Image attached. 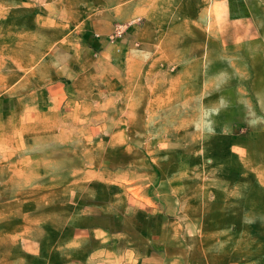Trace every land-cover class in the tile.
<instances>
[{"label": "rangeland", "instance_id": "obj_1", "mask_svg": "<svg viewBox=\"0 0 264 264\" xmlns=\"http://www.w3.org/2000/svg\"><path fill=\"white\" fill-rule=\"evenodd\" d=\"M109 34H94L111 47L79 83L89 94L57 115L51 90H71L49 84L38 97L35 81H18L22 53L0 49L11 63L10 91L0 82V264H210L221 220L235 235L264 232L263 42L208 50L202 82L184 66L162 96V71L132 63L119 48L126 30ZM237 55L247 60L230 64ZM226 194L235 207L221 208Z\"/></svg>", "mask_w": 264, "mask_h": 264}, {"label": "crops", "instance_id": "obj_2", "mask_svg": "<svg viewBox=\"0 0 264 264\" xmlns=\"http://www.w3.org/2000/svg\"><path fill=\"white\" fill-rule=\"evenodd\" d=\"M263 21L264 0H0V49L22 53L23 58L16 61L22 72L18 81H35L38 97L48 95L49 84L71 90L61 94L51 90L49 96L57 104L52 113L57 115L69 113L71 103H82L76 100L89 93L79 83L88 79L95 56L111 47L104 36L94 34L105 35L116 24H129L119 48L136 54L131 58L134 65L162 71L164 77L153 84L162 81L164 96L172 89L171 77L181 83L189 69L184 66H193L191 81L202 82L203 64L215 63L204 56L208 50H244L252 41L264 45ZM29 49L41 51L33 59L27 56ZM5 58L0 53V82L3 91H10L11 63ZM228 59L230 64L247 60L238 55ZM156 89L154 85L152 91ZM34 109L42 111L37 105ZM227 194L221 208L235 207ZM219 223L224 232L212 234L210 264H264V232L246 234L242 227L235 235L228 220Z\"/></svg>", "mask_w": 264, "mask_h": 264}, {"label": "built area", "instance_id": "obj_3", "mask_svg": "<svg viewBox=\"0 0 264 264\" xmlns=\"http://www.w3.org/2000/svg\"><path fill=\"white\" fill-rule=\"evenodd\" d=\"M129 23L131 24L132 21ZM128 25L129 24H116L112 32L108 35V39L112 42L122 39Z\"/></svg>", "mask_w": 264, "mask_h": 264}]
</instances>
